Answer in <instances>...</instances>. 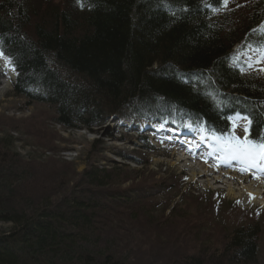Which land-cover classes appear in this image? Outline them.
<instances>
[{
    "label": "trees",
    "instance_id": "obj_1",
    "mask_svg": "<svg viewBox=\"0 0 264 264\" xmlns=\"http://www.w3.org/2000/svg\"><path fill=\"white\" fill-rule=\"evenodd\" d=\"M247 1L240 19L224 0H0V49L17 70L15 94L53 106L65 127L174 118L220 134L236 109L264 141V76L241 72L233 57L236 44L264 41V0ZM16 157L0 163V221L12 225L0 236V264H259L256 224L217 245L195 231L191 254L179 255L175 241L155 258L141 248L152 244L146 236L138 244L125 233L142 216L116 208L123 196L109 199L104 188L117 179L108 169L74 171L76 184L52 172L35 198L25 172L5 183ZM55 175L62 180L52 186ZM33 204L37 216L27 213Z\"/></svg>",
    "mask_w": 264,
    "mask_h": 264
},
{
    "label": "rangeland",
    "instance_id": "obj_2",
    "mask_svg": "<svg viewBox=\"0 0 264 264\" xmlns=\"http://www.w3.org/2000/svg\"><path fill=\"white\" fill-rule=\"evenodd\" d=\"M36 1L33 0V3ZM43 1L50 6L67 3V0ZM247 6V0H240L236 4H231L229 0L225 11H234L235 18L243 19L247 16ZM255 52L252 51V55L258 62L253 68L262 67L259 71H263L264 54ZM7 63L6 67H1L0 63V158L10 154L18 156L14 158L12 178L25 172V179L30 178L25 180V184L35 198L42 193V187L36 185L43 184L50 174L58 172L72 178L71 181L76 179V184L79 179L74 178L73 172L80 173L88 165L97 163L117 179L104 188L110 194L109 199L115 200L114 203L121 202L114 195L125 198L122 200L125 204H116V208L131 213L132 207L141 213V222L134 226L133 231L125 233L132 243L138 244L144 243L138 236H146L152 244L141 246L145 252L155 258L161 257L164 251L170 255L168 245L177 241L179 255L191 254L196 241L192 243L190 240L194 239L192 234L195 231L198 233L205 229L206 237H211L212 243L217 245L218 241L223 243L233 229L256 224L261 231L259 264H264V204L245 203L243 198H246V194L235 180L218 172L203 179L193 178L189 167L199 168L200 160L181 152L180 145L176 146L152 134L144 142L136 132L122 129L111 119L89 129L68 128L59 124L53 106L30 101L14 93L12 83L15 71L9 59ZM8 69L14 72L12 77L5 76ZM234 122V135L241 141L245 140L248 122L243 118H237ZM202 148L208 150L207 147ZM218 152L221 156H218ZM218 152H214L213 159L217 160L216 164H221L226 158L222 156V149ZM211 158L209 154L204 160L212 161ZM38 173H41V177L37 176ZM243 174L249 177L253 172H241ZM256 176L260 178V175ZM60 178L55 175L51 185H58L62 180ZM13 180L14 185H17L16 180ZM255 187L256 190H264ZM230 189L234 193H230ZM128 202L130 204H126ZM10 225L0 221V232H8ZM163 233L165 236H160ZM214 244L206 245L212 248Z\"/></svg>",
    "mask_w": 264,
    "mask_h": 264
},
{
    "label": "bare ground",
    "instance_id": "obj_3",
    "mask_svg": "<svg viewBox=\"0 0 264 264\" xmlns=\"http://www.w3.org/2000/svg\"><path fill=\"white\" fill-rule=\"evenodd\" d=\"M235 2H239V0H234ZM2 65L4 66L6 64V60H2L1 61ZM8 75H11V70H7L6 71ZM9 79L7 78V81ZM221 106H223V104L221 103L220 104ZM198 157V155H197ZM6 159V156H3L0 158V163L4 162ZM179 161L182 160V158L180 159V157L178 158ZM201 166L199 168H195V167H192L190 166L189 169L191 171V174H192V177L193 178H207V177H210L212 176V173L213 172H218L220 175L222 176H225V177H228V179L230 180H235L238 184H239V187H240V190H243L246 194V198L244 199L243 198V201L246 203H251V204H264V190L263 192L260 191V190H256V187H260L261 190L264 189V177H261V178H256V175H249V177L246 175V174H243L241 175V172H244V171H241L239 172L240 170H238V167L236 164H233L232 165V168H229L225 171H221L218 169V167H215L214 165H202L200 164ZM221 177V176H219ZM218 177V178H219ZM12 177L10 176V178H7V182L5 183H13L14 180L11 179ZM230 193H234L231 189H230ZM60 194V192H59ZM39 205H35L33 204L32 206H30L28 208V211L27 213L28 214H35V216L38 215L37 212H35L36 210H38V207ZM7 223V222H6ZM9 223V222H8ZM11 224V223H10ZM12 226V225H10ZM2 235H8V233L6 232H0V236Z\"/></svg>",
    "mask_w": 264,
    "mask_h": 264
},
{
    "label": "snow or ice",
    "instance_id": "obj_4",
    "mask_svg": "<svg viewBox=\"0 0 264 264\" xmlns=\"http://www.w3.org/2000/svg\"><path fill=\"white\" fill-rule=\"evenodd\" d=\"M79 2V0H78ZM227 0H225V4ZM188 127H191L188 125ZM216 139H219L218 137ZM235 143L231 140L226 141L222 150L226 151L228 158L241 160V163L248 169L259 168L264 171V145H253L247 139L241 141L238 138H233ZM245 169L242 168L241 171Z\"/></svg>",
    "mask_w": 264,
    "mask_h": 264
}]
</instances>
